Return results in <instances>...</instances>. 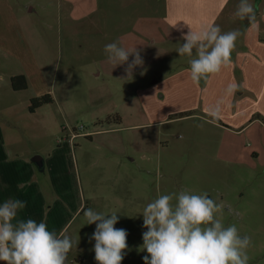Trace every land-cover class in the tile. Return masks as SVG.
I'll return each instance as SVG.
<instances>
[{
    "label": "rangeland",
    "instance_id": "rangeland-1",
    "mask_svg": "<svg viewBox=\"0 0 264 264\" xmlns=\"http://www.w3.org/2000/svg\"><path fill=\"white\" fill-rule=\"evenodd\" d=\"M98 5L102 18L108 14L102 30L111 42L136 24L132 15L128 20L123 16L133 11L123 0H98ZM90 9L92 0H0V171H24L15 184L65 188L63 207L57 210L50 202L41 218L47 223L57 213L59 226L48 229L78 244L66 264H97L95 241L89 239L96 225H87L83 215L88 208L118 213L115 227L128 232L121 264H144L143 209L158 196L181 190L207 192L221 205L216 218L225 227L236 225L241 237H251L248 264H264V152L259 160L247 161L252 141L242 140L239 161L217 157L223 131L207 124L200 108L183 110L192 106L193 96L188 101L171 98L162 83L189 66L169 44L164 47L171 54L153 53L155 62L142 78L125 81L109 75L96 62L103 50L92 47V42L104 40L103 34H92V15L82 16ZM19 75L28 85L16 91L12 78ZM47 94L53 102L31 112L32 99ZM150 107L163 111L160 118L179 119L146 126ZM132 125L141 126L126 129ZM74 134L80 135L72 138ZM142 138L159 140L165 149L159 156L146 151L142 159L136 151Z\"/></svg>",
    "mask_w": 264,
    "mask_h": 264
},
{
    "label": "crops",
    "instance_id": "crops-1",
    "mask_svg": "<svg viewBox=\"0 0 264 264\" xmlns=\"http://www.w3.org/2000/svg\"><path fill=\"white\" fill-rule=\"evenodd\" d=\"M123 2L127 9L133 8L131 13L128 10L123 16L128 20L132 15L136 18V24L130 30L127 29L121 33L118 38L123 46L136 47L140 50L144 61V67L134 69L132 77L128 79H125L124 71L127 64L115 67L108 61L104 52L105 45L112 42L108 39L110 36L106 30H102V27L106 29L108 14H104L103 18L99 14L98 0H92V9L83 12L82 16L86 18L92 15V34H103L104 37L102 41L92 42L93 50H103L102 56L96 61L97 64L99 63L109 75L125 81L142 78L146 69L155 62L152 59L153 53L159 54L160 51H166L170 55L171 53L164 46L169 44V47H173L172 50L175 51L180 44L185 43L181 39L182 34H187L191 28L199 30L203 25L216 24L221 27L222 32L241 30L243 35L236 41V46L231 54L232 62L228 66L222 67L219 73L210 75L207 80L201 79L199 83H196L191 80L189 64L188 67L165 77L162 83H166L165 90L171 98L180 96L188 101L190 98L186 97L193 96L195 101L193 99L190 102L192 106H187L183 110L200 108L206 115L200 117L210 126L223 131L224 134L219 140L216 154L221 161H239L238 158L242 154V140L252 141L253 147L246 160L249 161L253 158L259 160L264 152V0H250L257 10L259 32L251 29L247 20H241L235 15L239 0H123ZM147 37H151L148 44L144 42ZM150 46L153 48L151 52ZM93 55L98 58L96 52H93ZM183 57L188 61L196 58L195 50L192 57L187 55H183ZM100 75L101 72L97 74V76ZM232 82L237 83L239 89L229 96L226 94V89ZM158 88L162 90L160 86ZM221 99L224 101L221 116L214 118L209 115V110ZM258 112L261 116L254 118ZM148 113L149 123L146 126H158L169 120L179 119L167 118V116L160 118L163 111H158L155 107H150ZM184 117L181 116V118ZM139 126L141 125H132L126 129ZM120 129L121 127L110 130L119 131ZM136 142V151L138 150V155L142 159L145 158L146 151L156 152L159 156L162 148L165 149L164 143L163 147H160L159 140L153 143V140L145 141L142 138ZM112 145L115 146L116 143H112ZM121 147L123 148L122 145ZM133 157L129 155V158L135 161ZM7 171L10 170L0 171V203L8 198L26 201L27 206L18 214L19 219L31 218L41 222V214L50 202L54 204L52 207H56L57 210L63 207L65 188L62 186L15 184V178L17 176L24 177V171H20V173L14 170L9 173ZM29 173L32 178L36 177L34 170L31 169ZM46 222L49 229L52 227L55 230L59 226L60 219L56 213V216H51Z\"/></svg>",
    "mask_w": 264,
    "mask_h": 264
},
{
    "label": "clouds",
    "instance_id": "clouds-1",
    "mask_svg": "<svg viewBox=\"0 0 264 264\" xmlns=\"http://www.w3.org/2000/svg\"><path fill=\"white\" fill-rule=\"evenodd\" d=\"M235 15L247 20L249 27L260 30L256 7L250 0H239ZM175 26V25H174ZM240 29L222 32L216 24L203 25L199 30L182 34L185 43L176 49L180 56L195 57L189 61L190 77L193 82L207 80L228 66ZM104 52L115 67L127 64L125 79L132 77L133 70L142 67L144 61L136 47L123 46L119 40L106 44ZM134 59L129 62V57ZM239 89L235 82L229 83L227 95ZM223 99L209 110V115L219 118ZM175 198L176 203L172 201ZM27 202L8 198L0 203V261L5 264H66L68 253L77 243L61 232L50 231L45 222L34 219H19ZM221 205L209 198L207 192L160 195L143 209V244L140 249L148 255L144 264H248L247 248L250 236H240L236 225L225 227L216 213ZM87 225L95 224L89 238L94 240L92 251L97 264H121L127 254V230L116 228L118 213L105 214L92 208L83 211Z\"/></svg>",
    "mask_w": 264,
    "mask_h": 264
},
{
    "label": "trees",
    "instance_id": "trees-1",
    "mask_svg": "<svg viewBox=\"0 0 264 264\" xmlns=\"http://www.w3.org/2000/svg\"><path fill=\"white\" fill-rule=\"evenodd\" d=\"M17 82H21V84L18 85ZM12 84H13L14 90L19 91V90L26 89L28 82L24 75H19V76H15L12 78ZM52 102H53V99L49 94L44 95L39 98H34L32 99L30 111L35 112V110L41 107L42 105L52 103Z\"/></svg>",
    "mask_w": 264,
    "mask_h": 264
},
{
    "label": "water",
    "instance_id": "water-1",
    "mask_svg": "<svg viewBox=\"0 0 264 264\" xmlns=\"http://www.w3.org/2000/svg\"><path fill=\"white\" fill-rule=\"evenodd\" d=\"M33 161L35 162V163H37V164H39V165H42V160H41V158L40 157H35L34 159H33Z\"/></svg>",
    "mask_w": 264,
    "mask_h": 264
},
{
    "label": "built area",
    "instance_id": "built-area-1",
    "mask_svg": "<svg viewBox=\"0 0 264 264\" xmlns=\"http://www.w3.org/2000/svg\"><path fill=\"white\" fill-rule=\"evenodd\" d=\"M82 129V128H81ZM80 134H78V135H76V134H74L73 136H72V138H76L77 136H79Z\"/></svg>",
    "mask_w": 264,
    "mask_h": 264
}]
</instances>
